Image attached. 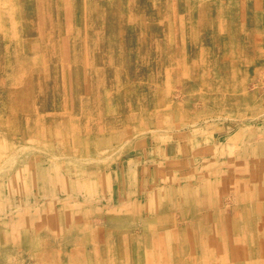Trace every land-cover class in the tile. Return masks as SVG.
I'll use <instances>...</instances> for the list:
<instances>
[{
    "label": "rangeland",
    "instance_id": "374dc122",
    "mask_svg": "<svg viewBox=\"0 0 264 264\" xmlns=\"http://www.w3.org/2000/svg\"><path fill=\"white\" fill-rule=\"evenodd\" d=\"M0 264H264V0H0Z\"/></svg>",
    "mask_w": 264,
    "mask_h": 264
},
{
    "label": "bare ground",
    "instance_id": "6f19581e",
    "mask_svg": "<svg viewBox=\"0 0 264 264\" xmlns=\"http://www.w3.org/2000/svg\"><path fill=\"white\" fill-rule=\"evenodd\" d=\"M84 29V28H83ZM84 54H85V52H84ZM38 55V54H37ZM85 56V55H84ZM38 58V57H37ZM36 59V58H35ZM84 59H86V58H84ZM38 61H39V59H38ZM84 62H86V60L84 61ZM86 66V65H85ZM166 76V75H165ZM84 89V88H83ZM83 92H84V90H83ZM106 92V91H105ZM109 101V100H108ZM107 102V101H106ZM7 148V147H6ZM157 196V195H156ZM158 197V196H157Z\"/></svg>",
    "mask_w": 264,
    "mask_h": 264
}]
</instances>
